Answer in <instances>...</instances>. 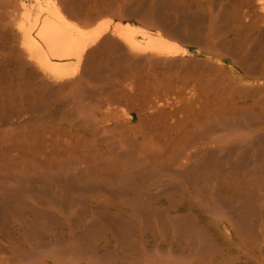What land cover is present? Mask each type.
<instances>
[{
    "label": "bare ground",
    "instance_id": "obj_1",
    "mask_svg": "<svg viewBox=\"0 0 264 264\" xmlns=\"http://www.w3.org/2000/svg\"><path fill=\"white\" fill-rule=\"evenodd\" d=\"M195 3L0 0V264H264V0Z\"/></svg>",
    "mask_w": 264,
    "mask_h": 264
},
{
    "label": "rangeland",
    "instance_id": "obj_2",
    "mask_svg": "<svg viewBox=\"0 0 264 264\" xmlns=\"http://www.w3.org/2000/svg\"><path fill=\"white\" fill-rule=\"evenodd\" d=\"M199 1L200 0H198V4L196 5V3L195 4H193V7H192V9L194 10H192L193 12H195V13H202V12H205V9H203L201 6H200V3H199ZM233 2L231 3V7H233ZM196 9V10H195ZM220 10V9H219ZM232 10V9H231ZM220 12H221V10H220ZM230 15L232 16V14H231V12H230ZM36 184H39V182H36ZM38 190V191H37ZM33 193L34 194H40V188L38 189V188H36L34 191H33ZM46 204V203H45ZM53 207V208H52ZM44 208H46V209H54V210H58V206H57V204H49V202L46 204V205H44Z\"/></svg>",
    "mask_w": 264,
    "mask_h": 264
}]
</instances>
